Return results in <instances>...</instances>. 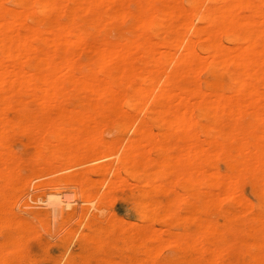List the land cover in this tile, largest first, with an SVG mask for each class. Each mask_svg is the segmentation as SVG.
I'll use <instances>...</instances> for the list:
<instances>
[{"label":"bare ground","instance_id":"1","mask_svg":"<svg viewBox=\"0 0 264 264\" xmlns=\"http://www.w3.org/2000/svg\"><path fill=\"white\" fill-rule=\"evenodd\" d=\"M4 1L0 0V50L3 53L6 51V55L9 54V57L13 56L14 59L16 57L18 60L14 65L0 62V101L5 97L2 93L12 89L15 82L16 85L18 81L19 83L24 82V84L26 82L25 85H33L35 73L34 75L29 73L28 69H45L49 73L44 72L45 74H43L42 72V75H40L41 84L44 87L46 86V92H41L44 95L40 96L41 98L37 96L44 104V107L41 106L43 107L41 111H34L31 110L32 108L27 107L14 109L11 102H8L4 105L1 104L0 118L6 124L14 122L12 129L15 131L34 134L39 145L46 151L50 143L47 138L52 135V132L46 129L49 121L52 120L48 118H52L55 114L61 126L68 121L71 125L77 124L79 126L74 130V136L63 134L65 128H61L62 132L59 131V133V126L55 127L56 132L60 134L57 140L59 148L71 151L72 148L80 145L84 139L89 140L88 135L86 138V134L92 126H95L98 117L105 114L98 106L100 101H96L97 104H95V99L94 102H86L85 105H82L83 107L81 106V109L77 107V110H70L71 108L67 109L61 105L55 112L50 110L47 104L49 106V104H55V102L62 100V92L66 86L87 89L92 93H96L98 98L119 100L121 101L120 104L124 102L129 108H135L142 105L146 93L151 92L146 90V84L151 79L156 80V76L162 72L164 64H174V69H171L172 72L170 74L166 72L167 78L169 74L168 86L164 87L161 92L159 91L158 98L163 101L151 110L149 116L147 115L148 118L144 119L137 128L139 139L134 141L129 149L127 148L129 153L120 161L121 168L115 174L112 183L111 179H107L111 184L110 191L130 186L122 178V174L126 173L131 175L134 180L144 177L146 178L145 182H148L153 188L174 194L175 199L168 205L160 206L156 202H150L143 221L150 223L156 217H160L166 219L164 224L166 221L172 224L178 206L189 204L184 217L186 229L183 232L172 233L166 237L164 234H158L162 232V228L160 230L156 227L159 229L156 230L153 226L152 229L150 224V227L143 230L140 228L141 226H136L130 248H140L139 246L145 240H151L159 244L152 247V255L158 254L161 249L160 244L169 245L177 252L185 249L194 251L195 254L192 259L182 258L180 261L168 262L171 264H264V199L259 198V202H255L240 191L242 183L248 182L258 194L264 195V147L256 144L257 140L254 142V134L250 133V130L249 133L246 132L243 128L244 123L240 122L241 119L249 118V128L261 127L264 136V0H210L203 11L201 10L202 0H10L11 3L17 6V9L8 8ZM105 2L111 6L113 5V18L122 21H134L133 30H135V33L133 32V36H127L123 44H120L121 42L110 43L108 47L93 48L95 42L89 43L90 39L95 31L105 26L103 7L104 4L108 6ZM135 2L142 4L141 7H138L140 8L138 11L133 10L131 7L132 3ZM78 12L92 14L93 17L90 21L92 32L76 29L70 20L68 22L64 20L56 22L55 27L62 33L54 32L56 34L51 35L47 34L51 27L49 30L45 28L40 31L35 29L34 26L27 25L28 20L30 22H32L31 20H39V17L52 13L66 17L69 14L76 16ZM192 17L198 19L200 24H195ZM49 25L52 26L53 23L51 22ZM189 34L194 36L195 39L190 38ZM197 40L204 42V44L199 46L196 43ZM68 43L74 47L80 46V44V47L87 45L86 49L90 46V51L92 48L90 53L96 49V64L84 66V71L78 74L79 66L73 61L74 52L72 51L73 54L70 53L71 50L67 51L68 49L65 46L67 44L68 48ZM175 45L176 47L178 45V49L179 46L184 49V55H177L178 58L176 59L179 61L176 62H174L173 55ZM159 47H163L165 50L161 52L162 56L160 58L158 57V54H160ZM138 48L143 49V52L138 53L140 58L143 54V62L141 61L143 64L131 59ZM36 52L38 56H34L33 53ZM62 52L72 54L73 57L69 59L68 56V59L73 58V60L58 63L55 57ZM78 52H76L77 57ZM64 60H66V56ZM200 60L204 61L200 62ZM94 69L99 70L101 74L105 73L106 78L102 77L104 79L102 80L97 74V76H93L92 71ZM66 70H70L71 73ZM204 70L214 78L219 74L227 75L229 77L228 84L215 79L207 82L205 87L203 83L195 81L196 77L194 75ZM64 71L67 73H64ZM40 76L37 75V79ZM157 79H160V77ZM175 82L179 83V92H176L173 88ZM119 83L126 89L123 94H117V91L115 93V90H112ZM151 87L153 88V86ZM17 88L14 87L16 91ZM211 88L215 90L211 91ZM14 89H12V93L15 92ZM67 89L65 90L66 93H68ZM226 91H229V93H226ZM74 94L77 95V93ZM70 95L72 96V93ZM101 105H103L102 102ZM137 110L139 111V109ZM41 116L44 118L42 119ZM15 118H17L16 121ZM149 118L156 119L157 123L164 128V133L156 134L149 127ZM24 119H28L31 124L27 125L28 122L25 124ZM210 119L214 121L218 130L222 128L225 120L232 121V127L229 130V136L233 141V143L231 142L232 145L224 146L222 148L223 152L220 154L216 155L214 153L215 158L224 160L230 172L224 173L219 169L207 172V170L201 171L198 168L200 164H204V157L209 154L210 150L208 151L203 144L198 143L200 136H198V133H194L193 130L200 127L202 131H205L207 129L206 122ZM219 132L222 133L223 130H219ZM8 135V127L0 126V179L5 178V180H7L6 177L13 176V157L16 156L13 153V155H8L9 152L5 151L8 146ZM189 139H194L196 142L190 144L191 142L188 143ZM207 141L213 143L220 140L217 137L207 135ZM14 142L16 141L14 140ZM57 142H54L56 146ZM219 146H222V144H219ZM152 149H158L162 155L159 158H150L149 153ZM69 156L71 157L72 154H69ZM70 157H67V159ZM235 164L242 165V169H232ZM151 165H156L158 170L153 177H151L150 171L147 170ZM134 168L140 169L141 174L137 175V173L132 172L131 170ZM5 169H8V174ZM166 174H174L175 179L179 181L183 180L202 185L206 190L205 192L211 196L207 201L211 205L221 206L223 197H227L240 206V211L225 215L226 219L232 223L224 228L218 222L208 218L211 210L209 206L202 208L204 201L201 199L200 193L180 195V193L174 191V181L162 183L163 186L160 183L159 185L156 184ZM129 182L131 183V181ZM7 185H11L10 182ZM106 190L108 191V187H106ZM131 191L135 190L131 189ZM262 197L264 198V196ZM63 203L61 202V204ZM230 209L232 208L230 207ZM100 211L102 210H99V213ZM246 212L253 213L254 218L259 223H257V227L248 225L246 229L255 231L260 235L257 238L255 237L252 243L245 244L246 252L243 257L235 258L229 252V248L225 244V238L228 232L238 229L237 224L240 223L242 215ZM197 220L202 221L196 224ZM171 224L169 227H171ZM191 227L196 228V231L191 232ZM153 230L159 232L156 234ZM165 231L167 232L166 229ZM105 241L99 239L95 242L98 246L103 247ZM168 249L170 250V248ZM106 258L109 264H123V262L113 261L109 257ZM165 258L167 257L165 256ZM135 260V257H130L131 264ZM152 260L154 263L166 264V262L156 259V257ZM169 260L171 261L173 258H169Z\"/></svg>","mask_w":264,"mask_h":264},{"label":"rangeland","instance_id":"2","mask_svg":"<svg viewBox=\"0 0 264 264\" xmlns=\"http://www.w3.org/2000/svg\"><path fill=\"white\" fill-rule=\"evenodd\" d=\"M209 1L210 0H202V11L209 4ZM105 3L108 6L110 5L107 2ZM4 4H6V6H8V8L10 9L11 7L12 9H17V6L11 3L10 0H5ZM105 6L106 5L104 4L103 11L105 16V26L95 31L94 35L91 38L92 40L90 39L89 42H95L93 44V48L102 46L108 47L110 43L121 42L120 44H123L127 36H133V34L135 33V30H133L134 21H122L113 18V5H110L109 7L106 6V9ZM141 6L142 4L140 5L137 2L132 3L131 5L132 9L135 11H138L140 9L138 7ZM77 14L76 16L69 14L66 17L55 13L45 16L40 15L41 17L38 18L39 20H31L32 22L28 20L27 25L31 27L34 26L35 29L40 31L45 28L49 30L51 27V30H49V32L47 31V34L51 35L62 33V31L57 30V27H55V24H57L56 22H59L61 20L68 22L70 20L76 29H81L86 32H92L93 30L90 29V21L93 17L91 16L92 14L84 12H78ZM71 16L73 19L71 18ZM192 18L195 24H200L198 19H196L195 17ZM76 19L78 23L76 22ZM38 21L41 22L39 23ZM50 21L53 23L52 26L49 25L51 24ZM189 36L190 38L195 39V37L191 34H189ZM196 43L199 44V46L204 44V42L198 40ZM96 44L99 45L97 46ZM68 45L69 47L67 48V44H65L66 49H68L67 51L71 50L70 53L73 51L75 54L74 55L72 52L74 57L71 56L72 54L69 55L67 52H62L55 57V60H57L58 63H66L73 60L74 58V63L78 64L79 66V69L77 71L78 74H81L84 71V66L96 64V49L95 51L93 50V52L90 53L92 51V48L90 51V46L88 49H86L85 47H87V45L84 47H80L81 44L80 46L77 45L75 47L70 43H68ZM161 48L163 50H160ZM75 51H81L78 52L80 56L78 55L77 57V53ZM159 51V53L161 54V52H164L165 50L163 47H159ZM173 51L174 62L179 61L178 59H176L178 58L177 55H184V49L180 48V46L178 49V45L177 47L176 45L173 47ZM140 52H143V49L138 48L135 55L133 54L134 57L131 59H134L139 64H143V54L141 53L142 57L140 58V54H138ZM4 53L2 52V50H0V62H6L8 63V65H14V63H17L18 59L16 57L14 59L13 56L9 57V54L6 55V51ZM33 54L34 56H38L37 52ZM160 54H158L159 58L162 56V54ZM65 56L66 60H64ZM68 56L69 59L70 57L73 58L69 60ZM75 57L77 58L75 59ZM135 57L139 60L137 61ZM202 61L204 60H200V62ZM172 68L174 69V64H164V71H161L165 73H158V75L156 76L157 81L155 80L156 82L151 78L150 79L152 81L149 79L151 82L149 81V83H147L145 87H147L146 90H149L151 92L147 91L148 93H146L144 99L145 103L143 102L142 105H138L135 108H129L126 104H124V102L120 104L121 101L119 100L114 101L112 99L98 98L96 93H92L87 89L78 87L71 88L70 85L66 86V88L62 92L63 98L62 100L58 101L59 103L55 102V104H49V106L47 104V107L50 110L55 112L56 110H58L60 105L66 107L67 109L71 108L70 110H77V107L78 109H81V106L85 105L86 102H94L95 99L94 103L97 104V102L100 101V103H98V106L105 114L98 117V121L95 126H92L88 134H86V138L88 135L89 140L84 139V141L80 145L74 147L75 149L72 148L71 151H69V149L59 148L57 140L58 136L60 135L59 133L62 132L61 128H65V130H63V134L74 136V130L79 126H77V124L71 125L70 121H68L61 126L60 121L55 114L52 116V118H48L49 120H52L49 121L46 129L51 131L52 135L48 136L47 138L50 140V143L49 148L46 151L43 147H41V145H39V143L37 142L38 139L36 140V136L34 134L15 131L12 129V125L14 122L6 124V122L0 118V126H4L5 128L8 127L9 130L7 143L8 146L6 148L7 150L5 151L9 152L8 155H16L15 157H13V176L6 177L7 180H5V178L0 179V264H109L106 261V257L113 259V261L116 260V262H123V264H131L130 257L132 256L136 258L133 264H159L154 263V261L152 260V258L155 257L156 259L166 262V264H171L168 262L180 261L182 258H186L188 260L193 258L195 254L193 250L185 249L177 252L173 247L164 244H160L161 249L159 250L157 255L155 254L156 256L152 255V247L157 243L152 242L151 240H145V242H143L142 244L143 246H139L140 248H130L132 245L136 226H141L140 228L143 230L150 227L151 225L152 229L153 226L156 230H159L158 228H160L161 230L162 228V232H156L155 230L153 231H155L156 234L158 232V234H164L166 237H168L172 233L185 231L186 224L184 223V217L186 216V211L189 204H180L178 206L175 217L172 219L173 223H170L171 227H169L170 224L168 221H166L164 224V221L166 220L165 218L162 219L160 217H156L155 220L151 221L150 223H146L143 220L150 202H156L160 206L168 205L175 199V195L165 193L161 189L153 188L148 182H145L146 178L144 177L142 179L134 180L133 178H131V175H128L126 173L122 174V178L129 183L130 186L128 188L123 187V189L120 188V190L110 191L111 184H109L110 181L112 183L113 179L115 178V174L118 172L119 168H121L120 161L128 155L129 151L127 150L130 148L131 144L134 141L139 139L137 128L140 126L144 119L148 118L151 110L157 107V104L163 101L160 100L158 96L161 90L164 89V87L166 88L168 86L167 80L169 79V74L173 70ZM27 71H29V73L31 74L33 73V75L35 73V82L33 83V85H25L26 82L24 84V82L19 83V81L16 85L15 82L12 89H14V87H18L17 91L14 89L15 92H13V94V90L9 89L5 93H2L5 97L2 101H0V106L4 105L5 103L11 102L14 109L27 107L29 109L32 108L31 110L34 111L42 110L44 104L42 101H40L41 99L39 98H41L40 96L44 95L43 93H41L42 91L44 93L46 92V86L44 87V85L41 84L40 75H42V72L43 74H48L49 71L45 69H28ZM66 71L71 73L70 70ZM66 71H64V73H67ZM94 71H92L93 76L98 75L99 78L101 77L100 79H102V77L106 78L105 73L101 74V72H99V70L97 69H94ZM166 72L169 73L168 78ZM37 75L38 77L40 76L39 79H37ZM194 76L199 79H196ZM194 76L193 79L195 78V81L203 83L205 87V84L207 82L215 79L219 82L227 84L229 82V77L227 75L219 74L214 78L205 70L197 72V75ZM159 77L160 79H157ZM175 83L173 85V88L176 90V92H179V83ZM151 86H153V88ZM66 89L68 93H66ZM112 90H115V93L117 91V94H123L126 92V89L120 83L117 84V86L115 85ZM210 90L213 91L215 89L211 88ZM71 93L72 96L70 95ZM74 93H77V95ZM226 93H229V91H226ZM67 95L69 98L66 97ZM93 96H95L97 100ZM78 102H80L81 105ZM101 102L103 105H101ZM140 106L142 108H139ZM137 109H139V111ZM41 118L43 119L44 117L41 116ZM16 120L17 118H15V121ZM148 120L149 127L154 130L156 134H162V132L164 133V128L157 123L156 119L149 118ZM23 122L25 124H27L28 122L29 124L27 125L31 124L28 119H24ZM240 122L244 123L243 128H245L244 130L246 132L250 130L249 132L254 134V142L257 140L259 143L257 141L255 143L264 147V136L261 131L262 128H249V118L243 120L241 119ZM100 125H102L103 127ZM206 125L207 129L205 131H202L200 127H196L193 130L194 133H198V136H200V138L198 139V143L203 144L204 147L208 149V151L210 150L208 152L209 154L204 157V164H200V167L198 168L201 171L207 170V172H211V170L215 171L217 169L224 173L230 172L224 160H222L221 158H215L214 155L222 153V148L224 146L232 145L233 141H231L232 138L229 136V130L232 127V121L225 120L223 122L222 128L219 129L223 130L222 133H220L219 130L215 127L216 125L214 124L213 120H208L206 122ZM55 127H58V132L60 131L59 133L56 132L57 130L55 129ZM207 135L210 137L219 138L221 143H219L220 141L208 143ZM14 140L16 142H14ZM194 141V139H189L188 143L191 142L190 144H193ZM54 142H57V146ZM219 144H222V146H219ZM72 152L74 153V155ZM69 154H72V156L70 157ZM160 155L162 154L158 149H152L149 153V156L152 159L159 158ZM67 157L70 158L67 159ZM63 158H65L66 160H64ZM232 169H242V165L235 164L232 166ZM147 170L150 171L148 172L151 174V177H153V175H155L158 171L156 165H151ZM131 171L135 174L137 173V175L141 174L140 169L134 168ZM5 172L7 173L8 169H5ZM82 177L84 178L82 179ZM175 177L176 176L174 174H166L162 176L158 180V182H156V184L158 183L159 185L160 183V185L163 186L162 183L164 184L168 181H174V191L180 193V195L200 193L201 199L204 201V203L202 204V208L204 209L205 206H209V209L211 210L208 218L215 222H218V224H220L222 227L225 228L226 225H230L232 223L226 219L225 215L229 213L235 214L240 211V206L232 199H229L227 197H223L221 206L211 205V203L207 202L211 196L209 193L205 192L206 190L202 185L186 182L183 180L179 181L178 179L176 180ZM107 178L111 180L109 181ZM129 181H131V183ZM9 182L11 184L9 185L10 187H12V184L14 185L11 189L8 185L6 186V184H8ZM106 187H108V191L106 190ZM131 189H134L135 191H131ZM240 191L252 201L259 202V198L264 199L262 197L264 195L258 194L254 187L248 182L242 183ZM61 202L64 203L61 204ZM230 207L233 210H229ZM99 210L102 211H100L99 213ZM201 221L202 220H197L196 224L200 223ZM257 223L258 222L254 218L253 213L246 212L242 215L240 223L237 224L238 229L227 233L225 244L228 246L229 252L235 258L243 257L246 252L245 244L252 243L255 237L257 238L260 235L255 231H248V229H246L248 225L257 227ZM165 229L167 230V232L165 231ZM164 231L167 235L164 233ZM190 231L195 232L196 228L191 227ZM99 239L106 240L103 247H100L96 244L95 241ZM163 246L165 247L163 248ZM168 248H170V250ZM122 254L126 256H123ZM165 256L167 258H165ZM171 257L173 258V260L170 261L169 258L172 259Z\"/></svg>","mask_w":264,"mask_h":264}]
</instances>
